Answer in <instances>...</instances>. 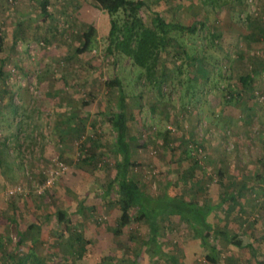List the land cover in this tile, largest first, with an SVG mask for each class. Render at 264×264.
Instances as JSON below:
<instances>
[{
  "label": "rangeland",
  "instance_id": "obj_1",
  "mask_svg": "<svg viewBox=\"0 0 264 264\" xmlns=\"http://www.w3.org/2000/svg\"><path fill=\"white\" fill-rule=\"evenodd\" d=\"M134 1L144 3L136 17L147 27L154 13L208 27L178 37L186 55L173 46L160 52L152 82L110 45V18L95 5L0 0V141L7 146L0 156V264L5 255L24 264H208V250L179 216L158 219L160 250L145 245V220L120 227L122 176L107 120L118 91L106 83L115 78L127 104L128 177L151 197L167 193L210 208L207 223L245 232L241 242L249 229L264 231V0ZM89 25L95 41L77 54ZM247 74L262 96H242L233 109L227 89L243 94L239 78ZM60 164L66 171L45 186ZM130 214L136 218L137 208ZM210 241L219 264H255L248 249L213 234ZM261 245L264 253V240L254 246Z\"/></svg>",
  "mask_w": 264,
  "mask_h": 264
},
{
  "label": "trees",
  "instance_id": "obj_2",
  "mask_svg": "<svg viewBox=\"0 0 264 264\" xmlns=\"http://www.w3.org/2000/svg\"><path fill=\"white\" fill-rule=\"evenodd\" d=\"M46 2L47 1H44L42 6L43 9H41V14L44 16H47V11L45 9L47 6ZM212 2L213 0H211V3ZM93 3L98 10L107 14L110 18V45L114 43L117 54L130 58L132 64L143 73L145 79L149 82L156 80V66L160 58V52H165L167 46H173L176 50L178 49L179 51H182L183 55H186V47L178 37H181L184 33L189 36H196L202 33V31L205 32L208 28L203 22L194 21L189 25L166 22L158 13H154L151 24L147 27L141 23L138 16L136 17L138 11L144 5L142 1L93 0ZM225 3V0H221L222 5ZM118 13H122L123 17L121 18V22L119 23L118 21L116 24L114 17L119 15ZM129 18H134V20L129 22ZM118 30L120 31L119 33L122 35V38L112 39V36H114ZM211 35L213 38L219 37L214 33H211ZM95 38L96 29L92 25H89L82 35L84 42L83 46L76 49V53L82 54L89 50L92 43L95 41ZM194 60L196 61L193 57L192 61ZM0 74H2L1 68ZM239 81L244 89V93L235 92L229 86L227 89V98H225L227 103H231L233 109H238L239 106L237 105V101H239L242 96L243 101L247 102L250 100L252 102L257 101L259 97L262 96L263 92V90L253 91L254 78L251 74L241 76ZM106 87L110 89L114 88L118 91L117 105L115 109L108 114L107 120L113 132L114 144L118 151V160L115 164L116 172L118 175L122 176V183L120 184L116 199V205L120 212V227H125L133 221L145 220L148 225V235H146L144 243L147 246L154 245L157 250H160L158 244H156L159 236L158 219L161 216H179L191 225L200 240L201 247L208 250L205 256V261L208 264H219V252L216 246L210 241V236L212 234L216 238L223 239L225 242L231 243L235 247L248 249L255 264H264V259H259L260 257H264V254L261 253L263 245L259 247L243 245L236 235H230L227 232L214 229L207 223L206 215L210 208L199 207L194 203L186 202L177 197H172L167 193L161 197H151L143 191L137 181L128 177V170L133 163H131L132 156L129 139L127 138L128 124L126 97L121 81L118 78L108 81ZM249 90L251 92L247 93L246 91ZM246 95L250 96L247 98V101L245 97ZM251 104L252 103H249V105ZM245 110L251 111L252 106H246ZM181 143L179 145L180 150L182 154H186L188 150L186 148L182 149ZM6 148V142L3 141L2 143L0 141V156L4 154ZM219 206L220 204L216 205V208ZM131 208H137L138 216L136 218L131 216ZM62 216V213L58 214L59 222L63 221ZM16 234H18V236L22 235V233H18V231ZM154 251V254L157 255L158 252L156 250ZM171 261L174 262L173 260ZM248 263L251 264V262ZM1 264L24 263L20 260H14L11 255H5L2 257Z\"/></svg>",
  "mask_w": 264,
  "mask_h": 264
},
{
  "label": "crops",
  "instance_id": "obj_3",
  "mask_svg": "<svg viewBox=\"0 0 264 264\" xmlns=\"http://www.w3.org/2000/svg\"><path fill=\"white\" fill-rule=\"evenodd\" d=\"M65 1V0H64ZM85 2V3H84ZM88 2H90V5H88ZM73 3L75 4V6L74 7H77V8H79V7H81L80 9H83V8H85V7H91V6H93L94 5V3H93V0H73ZM63 4H64V2H63ZM84 5V6H83ZM83 6V7H82ZM254 109H252V111H253ZM250 111V110H249ZM259 178H257V181H255L254 182V185H255V187H257V186H260V183H259V180H258ZM251 232H252V236H250L251 235ZM247 234H248V236H249V240L246 242V243H244V242H241L243 245H251L252 247L254 246V245H256V244H258L259 242L261 243V241L262 240H264V231L263 232H261L260 234L258 233H256V232H253V231H251L250 229H249V231H247L246 232ZM230 235H236L237 237H238V239L241 241V237L245 234V232L243 233V232H241V231H239V230H237V231H233V233H229ZM256 243V244H255ZM233 247H235V246H233ZM235 248H238V247H235ZM261 253L262 254H264L263 252H262V250H261Z\"/></svg>",
  "mask_w": 264,
  "mask_h": 264
},
{
  "label": "built area",
  "instance_id": "obj_4",
  "mask_svg": "<svg viewBox=\"0 0 264 264\" xmlns=\"http://www.w3.org/2000/svg\"><path fill=\"white\" fill-rule=\"evenodd\" d=\"M65 171H66V167H64V165L60 164L57 167V170H54L53 172L50 173L48 179L46 180L45 186H49L52 183L53 179H55L59 175H62Z\"/></svg>",
  "mask_w": 264,
  "mask_h": 264
}]
</instances>
